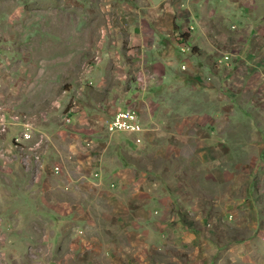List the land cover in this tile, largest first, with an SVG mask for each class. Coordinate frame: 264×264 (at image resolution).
<instances>
[{
  "label": "crops",
  "instance_id": "1",
  "mask_svg": "<svg viewBox=\"0 0 264 264\" xmlns=\"http://www.w3.org/2000/svg\"><path fill=\"white\" fill-rule=\"evenodd\" d=\"M84 1L85 4L63 0L62 9L67 14L63 19L74 14L73 4L82 17L72 32L69 24L65 27L68 36L59 44L64 64H83L76 75L84 83H91L85 84L87 95L84 92L83 101L92 104L95 112L88 116L86 124L81 120L71 124L68 136L59 132L61 145L75 155L73 168L66 169L65 162L60 161V173L52 172L51 182L43 181L46 203L51 206L49 217L61 223L70 221L68 229L78 228L67 235L78 241L81 255L91 258L99 247V251H110L108 246L125 257L131 252L141 254L144 236L152 234V246L164 248L175 241L172 257L166 255L163 264L182 256L183 264H219L213 259L218 254L220 264H264V19L255 22L252 32L244 37L237 28L229 32L231 23L239 30L251 24L247 14L261 12L252 4L257 0ZM45 3L46 0L34 5L49 9ZM100 4H107L104 12ZM96 11L101 12L100 19L93 21L90 14ZM250 36L256 44L253 52L247 50ZM71 38L79 45L77 58L66 48ZM180 44L188 47L181 51ZM225 53L229 55L227 62H218ZM95 54L98 58L92 59ZM106 63L112 65L105 66ZM68 68H64L63 75L68 74ZM102 92L107 96H98ZM78 93H83L80 86ZM107 102L119 105L109 110ZM128 106L136 108L144 130L106 132L105 124L112 112ZM230 125H237V129L230 132ZM114 134L122 136L118 141L129 152L146 158L156 154L162 165L109 163L106 155L116 143L110 137ZM166 134L171 136L167 138ZM138 136V142L144 145L135 150L137 146L131 143ZM178 139L199 142L192 154L198 172L191 182L188 170L175 165L163 167L168 158L177 157L181 147L173 140ZM86 141L92 149L85 147ZM55 145L59 146L53 143L46 154L45 164H52L51 169L59 161L56 155L60 150L53 148ZM97 168L101 172L98 178L93 176ZM250 169L259 172L256 180L233 179ZM65 185L69 187L67 191ZM56 188L77 195L74 211L67 209L64 200L54 199L52 189ZM229 189H238L239 195L230 196ZM85 191L90 192L80 195ZM116 203L111 216L132 217L130 222L132 229L139 231V243L136 237L131 239L133 231L126 226L127 245L103 231L107 216L100 211L104 204ZM55 204L61 209H56ZM85 204L104 215L94 219L101 227L88 237L83 227L93 219ZM17 234L24 235V230ZM99 238H103L102 242ZM82 246L91 249L93 255L84 252ZM90 257L89 262L94 263ZM140 258L131 264L144 263L143 255Z\"/></svg>",
  "mask_w": 264,
  "mask_h": 264
},
{
  "label": "rangeland",
  "instance_id": "2",
  "mask_svg": "<svg viewBox=\"0 0 264 264\" xmlns=\"http://www.w3.org/2000/svg\"><path fill=\"white\" fill-rule=\"evenodd\" d=\"M43 1L0 0V122L5 125V129H2L0 124V153L4 149L11 150L10 153H12L5 159L0 157V264H56L62 262L65 264H131L134 259H142L140 258L142 255L144 263L141 261L139 262L140 264H163L166 255L172 257L171 254L175 251L172 243L175 241L168 243L164 248L162 246L161 248L156 247V245L152 246L151 242L154 241L155 243V235L149 234L144 236V250L140 252L141 254L131 252L129 257H125L117 249H112L111 246H108L110 251H107V253L104 250L99 251V247L95 257L91 258L89 255H81L82 253L77 251L76 244H78V241L74 238L71 239L67 235L69 231L75 232L78 228L74 230L72 226L68 229L66 227L67 224L71 225L70 221L61 223L49 217V214H51L49 208L51 206H47L48 203H46L48 199L44 196L43 181L48 180V182H51V173L54 171L50 168L52 164H45L47 162L46 154L49 153L53 143H58L59 146L55 145L53 148L60 150L56 155L59 158L60 171L63 167L60 161L65 162L66 169L70 170L73 168L72 162L75 154L67 152L68 150L65 149L64 145H61L59 139L62 136H58L59 132L62 130L63 135L68 136V127L71 124H79V120L86 124L91 113L95 112V108L92 104L89 105L83 101V97L87 95L85 84L91 85V83H84L76 75L83 68V64H77L78 61H69L68 64H64L61 61L62 52L60 54L61 45L59 43L68 36L65 27L69 24L68 27L70 28L68 30L71 32L75 30L82 15L78 14L76 4H73L71 10L74 11V14L69 15L67 17L68 20L63 19L67 16L62 9L63 0H46L45 5H49V9L46 7L37 9L34 4H39ZM76 1L68 0L69 3H75ZM78 2L86 3L84 0H78ZM252 4L259 6L261 12L252 11L247 14L251 24L246 25L247 27L244 30H239L234 23H231L229 26L230 34L232 33L231 30L233 31L237 28V33L244 37L246 33L252 32L255 22L258 23L259 19H264V0H257L252 2ZM105 5L107 4L99 5L101 12L105 11ZM99 12L96 11L94 14H90L93 21H96L98 17L100 19L101 12ZM102 33H105V30H102ZM256 34L257 31L252 35L253 38ZM253 38L248 39L247 50L250 52H253V48L256 47V44L254 45L253 43ZM69 41L71 44L69 47L72 48H66L77 58L78 54L75 51L79 48V45L75 42V38H71ZM244 52L242 55H244ZM91 58H98V54ZM94 62L99 64L98 60H94ZM111 65L105 64V66ZM68 66V74L63 75L64 71H66L64 68ZM105 66H102V70ZM78 85L83 93H78ZM82 85H84L83 88ZM84 92H86L85 95ZM98 96L105 97L107 93H98ZM105 104L109 110L119 105L118 103L117 105H110L108 102ZM199 111L203 113L204 108ZM25 120L33 123L30 131L33 133L34 139L33 143H31L32 139H30L23 140L25 144L19 145L16 140L20 138L23 126L18 123ZM238 126L241 127V124ZM227 127L230 128V132L237 129V125ZM142 130H144L143 125ZM107 136L108 134H103L104 138H107ZM165 136L169 138L168 136L171 135L166 134ZM110 137H113L116 143L106 155V160L109 163L116 165H150L154 167L162 165L158 164L156 154L152 155L153 153H150L148 158L136 156L119 143L118 140L122 136L114 134ZM172 137L177 139L178 136L172 133ZM136 138H139V136ZM66 141L67 137L65 143H67ZM138 141L135 139L131 143L132 147L137 146L134 148L135 150H139V147L144 145L142 141ZM173 142L177 143L178 147L180 146L181 148L179 153H176L177 157L168 158V163L163 164V167L167 168V165H169V168H172V165H175L174 167L180 170H188L190 175H187V178L190 176L188 181L191 182L198 172L196 171V158L192 154L199 142H195L192 139L189 141L178 139L173 140ZM85 147L92 149L90 144ZM32 148L38 149L43 153L40 164L24 163L23 158L30 155ZM175 149L178 150L179 148ZM165 154H168L167 151ZM89 159L91 161V158ZM170 160L174 162L171 163ZM60 171L54 173L58 174ZM258 173L251 172L250 169L244 173L236 174L233 179L253 181L259 177ZM93 176L96 178L101 176L99 168H97V174L93 173ZM64 189V191H67L66 189H69V187L65 185ZM52 190L55 192V200H64L67 209L75 210V202L77 201L75 193H73L75 196L72 192L65 193L61 188ZM89 192H80V195L85 196L84 193ZM229 192V195L233 197L239 195L238 189H229ZM117 204H104L103 211H100L107 216L105 223H102L103 220L101 221L103 231H107L108 234L111 233L113 240H121L120 243L127 245L125 241H128L127 235L129 236V234L124 231V226H126L128 230L133 231L131 239L136 237L139 243V231L132 229L134 225L130 222L133 219L132 217L126 219L121 215L111 216L113 208L115 210L118 206ZM55 206L56 209H61L60 205L55 204ZM87 211L93 219L91 222L104 216L102 213H97L92 206H89ZM91 222H89L90 224L87 227H83L87 237L94 233L97 234V230L101 227V225H96L95 221L94 223ZM21 229L24 230V235L17 234V231H21ZM60 231L66 234H59L58 232ZM55 232H57V235ZM103 238H99V240L101 241ZM82 247L84 252L87 251L89 253L91 250L84 246ZM90 255H93L92 252H90ZM89 257L91 261L95 259V262L90 263ZM184 257H187V254ZM216 257L220 258L219 254L213 259H216L215 261L220 264V260L218 261ZM182 260L183 256L180 259H168L169 264H183Z\"/></svg>",
  "mask_w": 264,
  "mask_h": 264
},
{
  "label": "built area",
  "instance_id": "3",
  "mask_svg": "<svg viewBox=\"0 0 264 264\" xmlns=\"http://www.w3.org/2000/svg\"><path fill=\"white\" fill-rule=\"evenodd\" d=\"M179 49L181 51H184L186 49V45L185 44H180ZM97 59V58H95ZM219 62H227V61H219ZM67 114H69V112H67ZM1 123V122H0ZM20 125L23 126V131L21 132L20 138L19 139H15L16 142L19 145H24L25 142L23 140H30L32 139L33 143V133L30 131L31 125H33V123L31 121H19ZM2 125V129H5V125L4 123L1 124ZM105 129L108 133H115V132H120V131H124V132H134V133H138L142 130V123L140 121L139 118V113L136 110V108L132 107V106H128V107H122V108H117L115 109L109 120L106 122L105 124ZM136 140L138 141L139 138H136ZM85 145L89 146V142H85ZM11 150L8 149H4L1 153H0V157L5 159L8 158L9 155H11ZM42 152L38 149H31L30 150V155L26 156L25 158H23L24 163H41L42 160ZM52 170L54 172H59L60 171V164L59 163H55L52 166ZM94 174H97V171L94 172Z\"/></svg>",
  "mask_w": 264,
  "mask_h": 264
},
{
  "label": "bare ground",
  "instance_id": "4",
  "mask_svg": "<svg viewBox=\"0 0 264 264\" xmlns=\"http://www.w3.org/2000/svg\"><path fill=\"white\" fill-rule=\"evenodd\" d=\"M228 53H225V54H222V56H221V58L220 59H218V62L219 61H226L227 59H228ZM1 124V123H0Z\"/></svg>",
  "mask_w": 264,
  "mask_h": 264
},
{
  "label": "clouds",
  "instance_id": "5",
  "mask_svg": "<svg viewBox=\"0 0 264 264\" xmlns=\"http://www.w3.org/2000/svg\"><path fill=\"white\" fill-rule=\"evenodd\" d=\"M180 46V45H179ZM187 47V46H186ZM121 132V131H120ZM123 132V131H122Z\"/></svg>",
  "mask_w": 264,
  "mask_h": 264
}]
</instances>
